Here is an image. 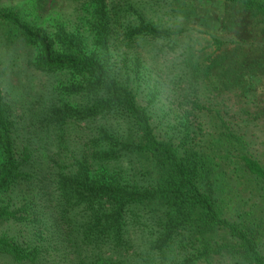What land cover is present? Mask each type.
I'll return each mask as SVG.
<instances>
[{
	"label": "trees",
	"instance_id": "trees-1",
	"mask_svg": "<svg viewBox=\"0 0 264 264\" xmlns=\"http://www.w3.org/2000/svg\"><path fill=\"white\" fill-rule=\"evenodd\" d=\"M73 1L93 7L91 42L0 12V40L37 49L26 63L35 74L72 76L62 89L76 104H54L46 119L77 125L85 148L70 170L28 189L22 207L5 204L38 176L27 169L31 154L21 161L16 152L0 84V225L47 216L59 233L52 248L76 235L81 264H264L258 216L247 208L264 198V162L241 154L249 130L237 126L264 121V0H208L217 6L209 14L180 13L191 28L151 15L161 0ZM235 178L255 184H242L230 212L224 183ZM52 250L0 236V262L39 264Z\"/></svg>",
	"mask_w": 264,
	"mask_h": 264
},
{
	"label": "rangeland",
	"instance_id": "rangeland-1",
	"mask_svg": "<svg viewBox=\"0 0 264 264\" xmlns=\"http://www.w3.org/2000/svg\"><path fill=\"white\" fill-rule=\"evenodd\" d=\"M182 2L185 5L184 7L181 5L183 8L181 11L175 2L161 0L160 4L150 14L153 16L158 15L160 18L158 21L160 22H164L165 18L167 21L170 20L171 23L175 22L185 25V28H191L193 25L182 22L180 13L182 17L184 13L195 16L198 14H209L214 7L217 8L216 5H212L211 1L208 0H182ZM176 7H178V10ZM9 10L18 11L26 23L36 29L49 31L51 34H54L58 27L64 25L71 33L81 35L88 42L93 41L95 38L92 30L93 7L85 3H77L73 0H0V12ZM204 16L207 17V15ZM194 27L196 28V26ZM196 29L199 30L202 27L197 26ZM149 48L153 49L150 44ZM36 54L37 49L33 45H8L0 40V84L4 89L6 99L14 111L13 139L16 152L21 157V161L26 152L31 154L27 169L29 167L33 170L30 172H35L38 176L33 180L32 184L24 186L22 190L16 189L5 197V204L11 203L14 206L17 202L15 208L23 206L21 201L23 202L24 198H31L25 192L31 188L38 190V187L42 185L39 181H42L44 176L49 178L50 175L70 170L85 149L84 139L80 138L83 137L84 132L77 125L70 127L67 125L64 129H61L57 125L54 127L46 119L47 110L54 104L61 105L63 102L76 104V99L67 95L62 89L71 83L73 80L72 76H68V74L52 76L40 74L38 76L26 64L27 60L34 59ZM19 57L23 59L22 63L26 68L25 70L23 69V73L26 74L23 79H21ZM144 88L145 86L140 87V90H142L141 100L145 97ZM143 102L148 104V101ZM160 103H164V101H160ZM166 103H170V101ZM224 115L227 117L226 113ZM244 118H247V115ZM168 119L171 122L173 121L170 116ZM237 122H239V125L237 124L238 128L241 125L243 131L249 130V147L247 150L241 151V154L247 153L249 150L251 154L264 162V132L258 124H262L264 121L254 122L252 120L239 119ZM166 129L169 130L170 127H166ZM142 163H145L144 159H142ZM225 182V190L229 191V195L224 196L225 204L229 211H233L239 208L238 201L243 193L242 184L255 183L246 182L244 179L239 181L238 178H235L233 182H229V179H226ZM46 204L48 206L51 205L50 202ZM250 207H253V211L258 216V219L253 224L255 226L260 225L259 242L264 248V222L261 225L260 221L264 220V198L250 200L247 208ZM50 210L53 209L51 208ZM27 218L28 221L25 223L10 221L0 225V236L7 235L16 239L22 245L31 244L40 247L43 251L53 249L50 254H43V259H41L39 264H81L79 262L82 261L77 259V254L80 253L81 248L76 235H73L70 242L66 245L60 241L57 248L61 250L55 251V247H52L59 233H55L57 229L54 228V221H49L47 216L36 217V215H27ZM189 247L192 250L190 245ZM174 254H179L181 258L185 257V253L183 252L182 254L181 249L174 251ZM92 261V258H86L85 260L88 264L92 263ZM0 264L12 263L2 259Z\"/></svg>",
	"mask_w": 264,
	"mask_h": 264
}]
</instances>
